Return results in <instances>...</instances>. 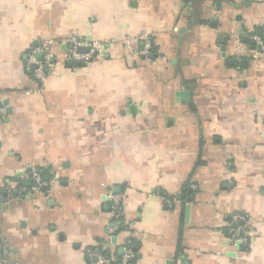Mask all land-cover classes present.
<instances>
[{
	"label": "crops",
	"instance_id": "crops-1",
	"mask_svg": "<svg viewBox=\"0 0 264 264\" xmlns=\"http://www.w3.org/2000/svg\"><path fill=\"white\" fill-rule=\"evenodd\" d=\"M148 33L160 57L123 43ZM74 34L120 39L93 65ZM264 0H0V229L9 262L91 264L136 242L132 264H264ZM52 39L45 90L25 67ZM254 42V41H253ZM31 93H28V92ZM188 92L186 101L177 94ZM33 171L48 192H32ZM131 228L112 243L110 194ZM235 214L249 216L232 242Z\"/></svg>",
	"mask_w": 264,
	"mask_h": 264
},
{
	"label": "built area",
	"instance_id": "built-area-1",
	"mask_svg": "<svg viewBox=\"0 0 264 264\" xmlns=\"http://www.w3.org/2000/svg\"><path fill=\"white\" fill-rule=\"evenodd\" d=\"M120 39L110 38L103 41L87 42L81 39L78 35L74 34L68 40V49L65 53V61H71L78 65H93L97 60L101 59L103 54L109 50L112 46L119 43ZM123 41L126 49L139 57L149 60L152 56L154 42L152 37L148 33H142L140 35L141 44L132 47L131 40L127 38ZM254 46L248 47L240 42L235 46V55L241 60L244 57H250L252 60H256L264 56V36H254ZM56 42L52 39L43 40L38 46H34L29 50L26 56L25 67L30 72V68L35 66V70L31 72L32 80L37 84L38 93H42L46 87V81L48 79L49 72L55 68L54 60V48ZM28 93H31L30 91ZM6 114L5 109H0V116ZM33 180L32 192H41L50 190L51 184L43 181L40 171H33L31 173ZM112 200V225L109 226V235L118 239L121 234H128L130 231V224L126 221V212L124 207L120 204L121 198L117 195L110 194ZM249 216L243 214H235L232 217L229 230V238L232 242H245L247 236L245 228H237V223H247ZM110 243L103 246L101 250H111ZM120 248L123 250L118 264H132L135 258V250L131 240H127L121 244ZM10 247L6 239L1 234L0 229V264H20L18 262H9ZM86 256L90 260L91 264H113L114 259L112 254L104 255L102 251L88 249Z\"/></svg>",
	"mask_w": 264,
	"mask_h": 264
},
{
	"label": "trees",
	"instance_id": "trees-1",
	"mask_svg": "<svg viewBox=\"0 0 264 264\" xmlns=\"http://www.w3.org/2000/svg\"><path fill=\"white\" fill-rule=\"evenodd\" d=\"M263 36H264V34H263ZM254 46V42L252 41L251 42V47H253ZM158 57H160V55H159V53H158V49L156 48V46H155V44H154V46H153V51H152V56H151V58L148 60V61H154V60H156ZM132 241V243H133V246L135 247L136 246V242L134 241V240H131ZM93 250V249H92ZM95 251H96V249H94ZM102 251V253L104 254V255H109L111 252H110V250H101Z\"/></svg>",
	"mask_w": 264,
	"mask_h": 264
},
{
	"label": "water",
	"instance_id": "water-1",
	"mask_svg": "<svg viewBox=\"0 0 264 264\" xmlns=\"http://www.w3.org/2000/svg\"><path fill=\"white\" fill-rule=\"evenodd\" d=\"M69 64H72V62L69 61ZM33 68H35V66H33ZM177 96L179 97V99H180L181 101H186V100H188L189 94H188V92H179V93L177 94ZM47 175H48V174L43 173V174H42L43 179H47ZM112 243L116 245V243H117V239H116V238H113V239H112ZM122 254H123V250L120 249V250H119V255L122 256Z\"/></svg>",
	"mask_w": 264,
	"mask_h": 264
}]
</instances>
